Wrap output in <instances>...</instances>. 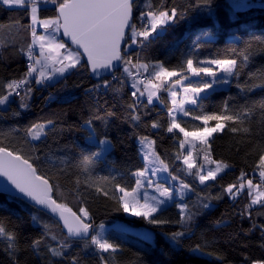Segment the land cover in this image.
Returning <instances> with one entry per match:
<instances>
[{
  "label": "trees",
  "instance_id": "obj_1",
  "mask_svg": "<svg viewBox=\"0 0 264 264\" xmlns=\"http://www.w3.org/2000/svg\"><path fill=\"white\" fill-rule=\"evenodd\" d=\"M149 3L163 10L175 7L179 15L143 44L126 48L131 43L128 32L122 55L133 63L159 62L169 69H179L188 58L197 66L211 59H236L229 85L201 96L195 106L186 108L189 115L180 117L179 123L192 131L203 126L194 116L222 114L225 103L229 115L254 105L253 115L244 119V126L250 127L251 132L233 133L226 127L212 135L211 159L228 168L216 180L201 184L195 175L200 170V160L197 168L189 170L181 160L182 133L167 131L165 93H161L165 106L134 97L130 76L122 71V61L110 77L99 81L92 79L83 60V67L71 69L52 83L37 84V75L33 74L28 77L29 83L21 86V95L10 96L0 111V143L30 159L37 172L53 185V197L58 203L66 204L77 214L86 207L93 235L99 225L110 226L103 237L119 248L115 253H101L91 245V237L70 239L45 213L0 193V224L15 236L16 244L15 249H9V242L0 237V264H72L74 257L78 264H102L101 256L109 264H252L264 260V207L254 205L246 211L251 199L247 189L235 197L225 192L229 184L239 182L241 172L246 174L244 182L259 180V155L264 148V109L260 107L264 103V0H211L210 4L204 0H134L133 23L138 28V17L149 10ZM242 3L246 5L240 7ZM50 4L39 6V18L57 15L56 5ZM29 25L28 6L9 8L0 4V85L20 80L28 70ZM241 53L248 59L244 60ZM150 72L151 68L146 73ZM104 81L110 82L108 88L102 86ZM246 84L258 86L243 91L238 87ZM28 88L32 91L24 99L27 107L22 108L21 96ZM7 91L0 87L3 94ZM134 102L135 107L130 108ZM86 121H91V125ZM153 122L160 126L152 128ZM215 123L209 121L208 126ZM33 124L45 125L39 139L27 134ZM228 125L232 126V122ZM144 136L155 141L153 149L168 165L169 176L191 186L183 198L154 214L156 219L168 221L165 224H151L143 217L128 215L119 199L117 185L131 191L136 184L133 173L144 168L138 144ZM105 140L111 146L98 156L101 141ZM89 156L91 162L84 166L82 160ZM185 203L193 218L181 223L177 205ZM203 203L209 207L203 208ZM115 221L149 229L152 240L112 228ZM175 232L184 235L172 241ZM52 235L57 239L52 240ZM37 239L42 241L38 252L30 247ZM62 243L66 245L63 255L52 256L48 247L59 249Z\"/></svg>",
  "mask_w": 264,
  "mask_h": 264
},
{
  "label": "snow or ice",
  "instance_id": "obj_2",
  "mask_svg": "<svg viewBox=\"0 0 264 264\" xmlns=\"http://www.w3.org/2000/svg\"><path fill=\"white\" fill-rule=\"evenodd\" d=\"M40 0H0V4L5 6H28L30 7L31 24L28 26L31 30L32 41L27 46V57L32 63L28 65V70L20 80H12L6 85H0V87L7 88V94L0 92V105H4L8 102L9 97L14 93L20 96L18 89L21 86L29 83L28 77H32L34 73H38L35 80L37 84L44 83L45 80H50L54 75H63L70 69L83 67L81 64L82 58L86 57L87 65L90 67L92 73L99 74L100 69H110L113 67L114 61H122L126 66L124 72L128 76H133L132 69H136V76L141 75V69L143 72L149 73V77L146 81H139L144 85V90L141 91L137 86V83H133V88L136 91L132 93L134 97L139 93L143 96L147 93L148 103H151L153 97L157 96V93L161 89H165L171 93L173 98V108L169 111L171 117L167 131L172 133L175 129H178L180 133H183L184 139L180 140L179 144L181 148H184L186 144L195 147V142L199 141L200 145L204 146V159L209 164H215L214 169L210 168L206 172H203V165L199 166V169L195 175L198 177L199 182L204 184L209 180H216L217 175L222 172L228 165L222 162H217L211 159L210 152V138L213 133L223 132L226 127L233 133H250L251 128L244 126V119L250 118L253 115L254 105L250 107L242 108L239 112L229 115L227 114V103H225V111L222 114H211L194 116L193 119L201 120L203 126H198L192 131H188L185 127H181L177 122L175 112L177 109L183 112L185 116L189 115V112L184 109V103L195 104L196 96L200 92L209 88L210 84H204L202 87H185L184 92L186 95L184 100L177 103L175 97L177 92L173 90L176 84H179L182 79L186 77L181 74L186 70L192 75L199 76L201 73L207 76H215L216 73L211 67L197 66L192 58H188L184 61V65L179 69H169L165 67L163 63L146 64L137 61L133 63L131 59H126L122 55L121 44L125 40V36L130 31V39L132 44L149 41L153 37L154 33H158V30L163 29L169 22L174 21L179 15L175 7L169 10H163L162 8H153L149 3L146 12H141L138 19L141 21L140 27H137L136 23H133V7L134 0H50L53 5H56L58 15L54 18L39 19L38 6ZM47 2V0H46ZM205 3L210 4L211 0H204ZM42 26L48 35H37L36 25ZM62 30V34L71 41L72 45H75V49L69 47L62 40L57 39L58 33ZM138 38H142L138 40ZM34 45L39 47V55H34ZM198 47V45H197ZM23 52L24 49H21ZM244 60L248 59L247 55L241 53ZM201 64L206 63L208 65H216L221 71L232 74L233 70L237 66V60L231 58L224 59H211L208 61H201ZM186 66V67H185ZM173 77H179V79L173 81ZM264 79V74H262ZM170 85V86H169ZM105 88L110 86L109 81H104L102 85ZM258 85H238L241 90H251ZM96 88L101 85H95ZM32 89L28 88L24 95L21 96L20 107H27L24 103V99L31 93ZM134 102L129 105L130 108L135 107ZM264 109V103L260 105ZM19 113H17L18 115ZM111 115V113H109ZM100 119V117H96ZM133 119L138 120L139 116H134ZM209 121H215V125L209 127ZM228 122H232V126L228 125ZM51 124V121H48ZM88 125H91V121H86ZM264 125V117L261 120ZM239 125V126H236ZM160 125L153 122L151 127L158 128ZM44 124H33L31 128L27 130V134L33 139H39L40 135L44 131ZM106 141H101L105 143ZM141 144H147L150 153L145 154V159H149V155L154 157L153 162H158L164 171H167L168 165L164 163L162 159L152 149V145L155 141H150L148 137L144 136L140 139ZM192 153L188 152L183 157L184 164L187 165L189 170L197 168V165L193 162ZM180 156L177 155V159ZM91 162V157H84L82 164L87 166ZM63 163V161H62ZM259 176L261 184H264V148L261 149L259 155ZM148 168L138 170L133 173L137 177L136 187L129 191L124 187L117 185L119 192L123 195L119 198L122 203V208L125 212L131 211L132 215L143 217L151 224H165L166 220L156 219L154 213L160 210V206L165 203L166 200L172 198V190L162 185L156 186V191L159 193L157 196L149 197L144 195V202L141 203L139 198V190L143 186L141 178L147 179ZM155 170H153V175ZM245 173L241 172L238 178V183L229 184L225 189V192L235 197L242 192L245 187L248 189V195L251 197L250 203L246 206L250 209L254 205H261L264 207V191L260 190L261 185L254 184L251 179L245 181ZM0 176H5L7 179L25 196L31 198L36 204L42 205L51 210L52 213L59 215L60 220L63 221V227L67 229L70 236L87 237L92 231V224L89 222L90 214L86 207L79 209V214L73 212L66 204L58 203L52 198L51 193L53 185L49 182V179L43 175L37 174V168L34 167L30 159L22 155L18 150H10L8 147L3 146L0 143ZM173 180L178 179L173 176ZM79 183V180H77ZM151 186V181H149ZM191 190V186L184 181H180L179 193L183 198L184 191ZM97 191H100L98 188ZM107 195V193H104ZM219 198V197H217ZM151 201V202H150ZM177 207L181 212V223L191 220L193 218L192 213L188 210V205L178 204ZM203 208L209 207L207 203L202 204ZM244 215V213H241ZM250 216V212L248 213ZM35 219V218H34ZM47 228V225H45ZM103 225H101V228ZM256 227V225H253ZM264 227V226H262ZM183 232L172 233V241H177V238L183 236ZM0 237L6 238L9 249H15V236L9 233L5 227L0 224ZM52 240H56L55 235L51 236ZM42 241L40 239L34 240L30 245L31 248L39 251ZM91 245H94L96 249L101 253H115L119 248V245L110 242L104 238L100 233L91 235ZM87 246V245H86ZM264 247V245H261ZM65 244H61L59 249L48 247V251L52 256H62ZM199 250V246L197 247ZM102 264H109L104 256L100 257ZM72 264H78V261L74 257ZM252 264H264V260L252 261Z\"/></svg>",
  "mask_w": 264,
  "mask_h": 264
},
{
  "label": "rangeland",
  "instance_id": "obj_3",
  "mask_svg": "<svg viewBox=\"0 0 264 264\" xmlns=\"http://www.w3.org/2000/svg\"><path fill=\"white\" fill-rule=\"evenodd\" d=\"M50 5H51L50 2H48V1L46 2V0H43L42 3L39 4V6H50ZM245 5H246L245 3H242L240 5V7H244ZM39 6H38V8H39ZM6 7L15 8V7H20V6H6ZM29 11H30V7H29ZM39 19H48V18H39ZM30 24H31V16H30ZM161 31H162V29L158 30V33H160ZM36 32H37V35H48V33L45 32L44 28L42 26H40L39 24L36 25ZM158 33H154L153 36L155 34H158ZM56 35H57V39L61 40L59 38L60 33H58ZM130 35H131V33L129 31V37H130ZM31 41H32V37H31ZM133 45L134 44H132V42L128 43L126 45V48H130ZM33 47H34V55L38 56L39 55V47H38V45H34ZM125 66L126 65L124 64L123 67H122V71L123 72H124V67ZM200 66L211 67L215 71L216 75L215 76H207V75L201 73L199 76H196V75H192L191 73H189L187 71H186V73H182L181 75L186 77V78L182 79L181 82L179 84H176L175 87L173 88V90L177 92V96L175 97L177 103H179V101H181V100H184L186 95H188V96L192 95L190 93L186 94L184 92V88L185 87H202L204 84H210L211 85L209 88H207L204 91L200 92L199 95L195 97L196 101H198V99L201 96H204L205 94H207L208 92L212 91L213 89L224 88V87H227L229 85V74L221 71L216 65H208L206 63H203ZM140 71H141V75H139V76H145V79H141L139 76H136V69H135V72L133 73V76H130V84H131L132 93L136 91V88H133V83H137V86L140 88L141 91H143L144 90V85L142 83H139V81H146L147 78L149 77V73L143 72L142 69ZM66 73H64V74H66ZM34 74H36L38 76V73H34ZM37 76H36V78H37ZM60 77H61V75L57 74V75H54L52 77V79L45 80L44 82L52 83V82L56 81L58 78H60ZM177 79H179V77H173L172 78L173 81H175ZM162 92H164L165 95H166V102L168 103V105H167V115H168V120H169V123H170L171 117L169 116V111H170V109L173 108V98L171 96V93L169 91L165 90V89H161L157 93V96L153 97V100H152L151 103H156V104H159L161 106H165V102L163 101V97L161 95ZM137 96L140 97V98L146 99L147 102H148L147 93L146 92H145V94L143 96H140L139 93H137ZM5 105L6 104L0 105V111L4 109ZM195 105H196V103L195 104H191V103L185 102L184 103V109L186 110L187 107H192V106H195ZM173 115H175V117L177 119V122H179V118L180 117H185L183 112H180L178 109L175 112H173ZM175 130L179 131L178 129H175ZM182 135H183V133H182ZM183 139H184V136H183ZM92 140H94V138ZM149 140L152 141L151 139H149ZM105 141H106L105 143H101V150L98 153V156H102L111 146V144H110V142L108 140H105ZM138 144H139L140 155H141V157L143 159V162H144V168L143 169H145L146 167L148 168L147 179L141 178L142 181H143V186L139 190V198H140L141 203L144 202L143 197H144L145 194H147L149 197L157 196L160 199H164L163 197H159V193L156 191V186L157 185H162L163 187H168V188H170L172 190V198L166 200L165 203L160 206V210H161L162 208L166 207L167 205L172 204L175 200H179L181 198L180 193H179L180 181L178 179L173 180L172 177L169 176L167 171L161 170L162 166L158 162H153L155 160L154 157H151L149 155V159L146 160L145 159V154L146 153H150V149H149L147 144H141L140 139L138 140ZM203 148H204V146L200 145L199 141L195 142V147H192L191 145L186 144L184 146V148H182L181 160L183 161V157L185 155H187L188 152H191L192 153V157L191 158L193 159V162L195 164H197V160H200L199 163H200V165H203V169H202L203 172H206L210 168L214 169L216 167V165L215 164H209L204 159ZM152 149H153V145H152ZM227 168H225L224 170H226ZM153 170H155V174L154 175H153ZM222 172H220V173H222ZM134 177L137 180V177L136 176H134ZM149 181H151V186H149ZM253 183L261 185L260 190L264 191V184H261L260 176H259V180L256 181V182H253ZM135 187H136V184H135ZM245 189H247V187H245ZM247 191H248V189H247ZM187 192H188V190H185L184 191V195ZM118 193H119L120 197L123 195V193L119 192V190H118ZM126 213L128 215H132L131 211L126 212ZM101 225H103V224H101ZM101 225H99L97 233H100L102 236H104V233L106 232V230L110 226L103 225V227L101 228ZM111 227L115 228V229H121V230L129 231V232H131V233H133L135 235L141 236V237H143V238H145L147 240H152V237H153V233L149 229L130 227L127 224H125L124 222H121V221H115L111 225Z\"/></svg>",
  "mask_w": 264,
  "mask_h": 264
},
{
  "label": "water",
  "instance_id": "obj_4",
  "mask_svg": "<svg viewBox=\"0 0 264 264\" xmlns=\"http://www.w3.org/2000/svg\"><path fill=\"white\" fill-rule=\"evenodd\" d=\"M57 15H58V13H57ZM128 32H127V34H128ZM127 34H126V36H127ZM126 36H125V40H126ZM60 37H61V40L65 44H67L69 47L75 49L76 46L71 44V41L68 39V37L63 36L62 30L60 32ZM125 40L121 44V49L123 48V46L125 44ZM82 60L87 65L86 57L82 58ZM120 63H121V61H114L112 68H110V69H100L99 70V74L92 73L91 70H90V67L88 65H87V67L89 69V73H90V76L92 77V79L94 81H99L102 78L110 77L117 69L120 68ZM37 174L40 175L38 172H37ZM0 193L8 195V196H11V197H14V198H18V199L24 201L25 203L29 204L30 206L35 207L38 210H40L41 212L45 213L46 215L51 217L53 220H55L60 225L63 233L70 239L86 240V239H89L91 237V235H92V231H91L89 236L83 237V238L82 237H76V236H70L68 234V232H67V229L63 227V221L60 220L58 214L52 213L50 209H48V208H46V207H44L42 205L36 204L35 201H33L31 198L25 196L23 193H20L19 190L16 189L15 186L12 185V183L5 176H0ZM51 196L54 199L53 190H52ZM73 212H75V211H73Z\"/></svg>",
  "mask_w": 264,
  "mask_h": 264
},
{
  "label": "built area",
  "instance_id": "obj_5",
  "mask_svg": "<svg viewBox=\"0 0 264 264\" xmlns=\"http://www.w3.org/2000/svg\"><path fill=\"white\" fill-rule=\"evenodd\" d=\"M30 63H32V61H30V60H28L27 61V66L30 64ZM141 79H145V76H139ZM18 91L20 92V89H18ZM14 95H16L15 93H14Z\"/></svg>",
  "mask_w": 264,
  "mask_h": 264
}]
</instances>
